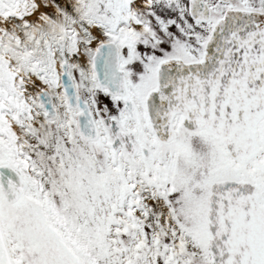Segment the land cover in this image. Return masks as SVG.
Masks as SVG:
<instances>
[{"label":"snow or ice","instance_id":"6c2138e0","mask_svg":"<svg viewBox=\"0 0 264 264\" xmlns=\"http://www.w3.org/2000/svg\"><path fill=\"white\" fill-rule=\"evenodd\" d=\"M0 264H264V0H0Z\"/></svg>","mask_w":264,"mask_h":264}]
</instances>
